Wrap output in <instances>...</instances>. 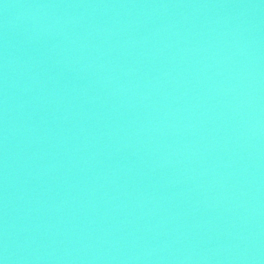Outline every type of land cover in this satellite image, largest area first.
<instances>
[{
	"label": "water",
	"instance_id": "water-1",
	"mask_svg": "<svg viewBox=\"0 0 264 264\" xmlns=\"http://www.w3.org/2000/svg\"><path fill=\"white\" fill-rule=\"evenodd\" d=\"M0 264H264V0H0Z\"/></svg>",
	"mask_w": 264,
	"mask_h": 264
}]
</instances>
